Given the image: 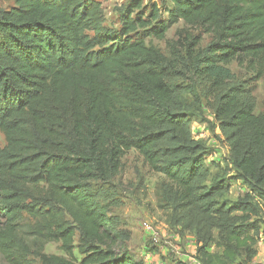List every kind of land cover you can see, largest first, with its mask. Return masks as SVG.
Here are the masks:
<instances>
[{"label":"trees","instance_id":"1","mask_svg":"<svg viewBox=\"0 0 264 264\" xmlns=\"http://www.w3.org/2000/svg\"><path fill=\"white\" fill-rule=\"evenodd\" d=\"M14 1L0 8L6 261L144 264L96 186L110 183L135 149L174 182L202 264L253 262L264 202V114L255 113V98L243 85L218 97L215 113L231 142L236 176L249 187L229 206L212 199L221 183L200 193L203 161L194 155L189 119L170 80L192 74L220 91L236 79L233 62L264 77V0H129L116 8L117 27L106 24L101 0ZM179 21L185 27L167 41L168 54L146 42L166 39ZM205 35L211 40L202 47ZM51 241L65 255L45 253ZM214 243L222 250L209 252Z\"/></svg>","mask_w":264,"mask_h":264},{"label":"rangeland","instance_id":"2","mask_svg":"<svg viewBox=\"0 0 264 264\" xmlns=\"http://www.w3.org/2000/svg\"><path fill=\"white\" fill-rule=\"evenodd\" d=\"M110 27L118 26L116 8L129 0H101ZM161 3V0H158ZM14 0H0V8H12ZM179 21L168 29L166 39L145 37L146 42L160 48L168 54L167 41L177 39V31L184 28ZM201 46H206L210 36H203ZM236 79L220 91H209V81L196 75L170 80L178 89V109L187 114L191 138L197 144L196 157L202 159L203 173L197 184L200 193L209 192L213 185L221 183L224 187L212 199L229 206L249 190L248 185L236 176V170L230 158L231 142L216 117L215 107L219 95L230 86L239 85L248 88L247 95L255 98V113L264 114V77H257L252 71L230 64ZM6 145L0 131V146ZM199 159V160H200ZM123 165L110 183H97V191L102 202L109 204V215L118 227L131 233L128 243L130 251L136 253L144 264H202L197 258L198 241L195 227L188 223V212L175 200V185L167 176L154 170L144 161L143 156L131 149L122 159ZM218 191L216 193H218ZM258 216L260 219V242L258 252L250 264H264V202ZM218 229L214 230L218 236ZM78 237H75L77 242ZM222 248L214 243L208 248L211 253ZM47 254L65 255L61 244L51 241L44 248ZM76 255L81 258L78 250ZM0 264H9L0 253ZM237 264V263H236Z\"/></svg>","mask_w":264,"mask_h":264}]
</instances>
